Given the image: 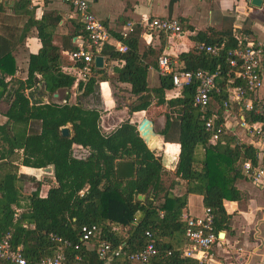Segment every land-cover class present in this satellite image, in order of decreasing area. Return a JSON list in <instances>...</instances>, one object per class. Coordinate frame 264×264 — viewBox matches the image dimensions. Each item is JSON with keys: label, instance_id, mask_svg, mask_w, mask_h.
<instances>
[{"label": "trees", "instance_id": "trees-1", "mask_svg": "<svg viewBox=\"0 0 264 264\" xmlns=\"http://www.w3.org/2000/svg\"><path fill=\"white\" fill-rule=\"evenodd\" d=\"M138 32L135 30L126 37L114 36L125 47L123 54L114 57L113 50L104 45L95 55H108L123 61V67L114 73L116 82L128 84L129 93L136 98L129 107V114L146 111L152 101L156 106L165 105L169 113L179 108L178 122L171 121L169 115L164 114V125L158 134L166 143L178 144L173 176L185 187V194L181 197L170 194L174 182L167 189L163 187L161 176L164 171L159 156L148 151L135 126L128 121L104 135L95 110L84 109L78 104H29L24 92L37 83L53 94L57 90L69 91L76 80L74 74L59 72L60 53L40 29L41 49L37 55L28 57L25 80L11 79L9 88L3 82V76H12L14 68L10 72L5 70L12 59L8 44H0V98L4 97L8 102L4 113L6 122L0 126V239L8 235L12 249L20 246L26 264H38L41 258L53 256L59 250L53 237L77 243L80 228L88 225H95L98 229V235L92 241L121 246L126 255L143 247L146 241L144 232L148 231L157 250L150 264H199L181 257V250L170 242V236L174 234L181 235L185 242V223L180 221L185 195L202 197V205L209 209L216 233L225 229L228 220L222 201L236 202L241 198L240 192L233 187L240 172L238 165L250 161L255 166V151L250 146L235 144L224 133L217 141L210 142L209 134L203 129L204 121L210 115L208 110L201 112L193 105L194 85L183 88L167 101L164 94L172 90L168 77L159 76L158 87L147 88V67L136 55L137 40L133 37ZM193 41L195 45H221L222 48L212 56L191 47L188 52L177 56L178 68L208 73L219 68L217 84L223 90L229 77L225 52L241 48L245 42L229 35L211 39L203 33L196 34ZM74 50L70 48L68 53ZM80 67L79 62L73 61V68ZM105 78L101 70H92L90 77L76 83L75 90L88 96L93 93L96 82L105 81ZM223 98L224 95H220L216 100L219 102ZM246 120L261 122V131L264 132V114H247ZM32 124L38 126L37 130H31ZM66 126L68 135L62 136L60 129ZM172 133L177 135L175 141ZM72 145L85 149L87 155L74 157ZM118 161L133 163L131 179L116 177L114 168ZM18 166L53 168L52 181L44 197L39 195L43 181L36 182L31 176L18 174ZM23 179L36 182V188L26 198L21 195ZM117 228L125 230L124 237ZM167 252L170 255L167 256ZM64 253L68 258L74 254L72 249ZM78 254L83 264H103L94 250L80 248ZM123 262L124 258L114 264Z\"/></svg>", "mask_w": 264, "mask_h": 264}, {"label": "crops", "instance_id": "crops-1", "mask_svg": "<svg viewBox=\"0 0 264 264\" xmlns=\"http://www.w3.org/2000/svg\"><path fill=\"white\" fill-rule=\"evenodd\" d=\"M86 1L89 4L90 12L110 36L108 44L104 47L113 50L114 57L125 52L117 50L122 45L114 36H121L127 25H136V23H141L143 19L152 18H170L180 24V37L170 38L160 33H145L142 29L135 28V30L139 31L133 35L137 40L136 55L140 63L147 67L145 81L149 90L158 87L157 59L161 55H168L178 67L177 56L188 52L191 47L195 46L193 38L198 33H203L211 39H217L221 35H229L238 41H244L245 39L264 43V0H260L259 7L251 6L250 0ZM38 29L41 30L42 34L49 37L50 43L60 53L58 57L59 72L68 75L74 74L76 75V80L69 91L57 90L53 94L48 92L46 95L39 94L33 98L34 101L44 97L45 101L43 104H58L52 102L51 99L61 98V93L64 97L61 98L63 104H69L67 101L71 97H76V99L78 97H90L95 94L96 89L97 96L99 95L100 98L99 105L96 107L87 106L84 109L95 110L98 114L101 111L110 110L113 112L118 110L117 112L121 113V108L129 110V103H132V101V104L135 103L136 98L129 93L130 86L118 83L115 80L116 74L114 72L123 67V61L108 55H96L102 58V68L95 69L92 63L91 72L86 76L90 77L92 70L94 72L101 70L106 76L105 81L98 80L93 93L88 96H82L75 90L76 83L85 80L86 77L80 78L78 69L73 68V61L69 58L68 52L70 48L75 49L79 43L84 42L85 34L78 17L61 0H0V44L2 42L8 44L9 57L12 59V62L8 63L5 70L10 72L14 68L12 76H3V82L7 84V88L12 86L10 83L11 79L25 80L28 57L37 55L41 49ZM261 70L262 87L256 93V99L261 100L264 105V62ZM36 78L38 79L39 76H36ZM102 85H105V89H102ZM35 87L40 90L44 89L41 83H37ZM27 91L24 92L25 97ZM69 92H72L71 96H68ZM175 95L176 93L173 90L165 92V101L176 97ZM221 95H224L225 98L224 93ZM216 97L219 96L213 97L208 108V114L215 113V124H221L223 133L229 135L235 144L250 146L256 154V166L264 170V132L261 135L247 133L238 126L237 111L235 109L229 112L224 111L221 109V102L224 98L218 102ZM126 98L129 99V103L124 105L127 103L125 101ZM7 107L8 102L5 101V98H0V126L6 122L4 113ZM152 107L153 110L158 107L160 109L157 110L163 112L156 118V121L148 119L152 124L153 132L157 135L158 142L164 143L165 154L175 158L176 164L179 151L178 144L163 142L162 137L158 133L164 125V114L167 113L171 121L178 122L179 108L174 113H169V109L165 105L156 106L155 102L152 101L147 110L142 112L151 111ZM132 114L127 112L126 116L128 117ZM125 121L129 122L127 118H124L116 126L107 125V127H102L100 126L102 119L99 116V128L101 133L105 135L112 132ZM246 121L248 122V120ZM172 134L174 135L173 141H175L174 138L177 135L175 133ZM74 147L80 148L72 145L71 149L73 150ZM154 153L159 156L160 160L161 153H164V150L162 149L160 153L154 151ZM174 168L175 166L170 169L165 167L163 171L170 170L172 172L171 183L174 182V185L170 187V194L173 197H181L185 194V187L183 182L178 181L173 176ZM238 168L240 171L239 176L234 181L233 187L240 192L241 198L236 202L222 201L223 211L228 217L227 225L222 232H217V236L220 239L209 249L207 259L202 264H264V244L262 243L264 238V176L257 183H254L243 176L241 166L238 165ZM25 169V167L18 166L17 173L25 175L27 174L24 171ZM46 191L40 197H44ZM203 209L201 196L186 194L180 221H184L187 217L201 216ZM117 230L124 237L122 230L119 228ZM176 235L170 236V242L182 251L186 243L181 235ZM93 246H96L95 241H92L83 249L90 251ZM0 264L11 263L4 261L0 262Z\"/></svg>", "mask_w": 264, "mask_h": 264}, {"label": "built area", "instance_id": "built-area-1", "mask_svg": "<svg viewBox=\"0 0 264 264\" xmlns=\"http://www.w3.org/2000/svg\"><path fill=\"white\" fill-rule=\"evenodd\" d=\"M61 2L70 7L78 17L85 34V40L79 43L75 50L69 54V58L74 62H79L81 67L78 69L80 78H85L91 72L93 59L102 46L108 44L110 36L102 27L100 22L89 10V4L86 0H61ZM140 28L145 33H162L170 37H180V24L170 18H152L143 19L141 23L127 25L121 37H126ZM241 48H235L225 52L224 61L228 69L227 82L225 89H221L217 80L220 77V70L217 68L214 72L197 70L194 72L180 70L174 60L168 55H161L157 59L158 75L168 77L172 90L178 93L186 87L194 85V94L192 103L201 112L208 110L214 96L225 94L221 102V109L229 112L235 109L238 113V126L247 133L261 135V122L246 121L247 114L261 116L264 114V105L261 100L256 99V93L262 87L261 67L264 62V43L259 41H247ZM196 49L204 53L216 56L222 46H208L196 44ZM119 52H124V46L117 48ZM215 113L211 114L203 124V129L209 134L210 142L217 141L220 134L223 133L221 124H215ZM241 173L252 182L257 183L263 176L264 170L258 166H253L250 161L241 164ZM159 213V217H161ZM212 216L208 208H204L199 217H187L184 219V239L185 248L181 251V257L195 260L202 264L207 259V252L216 242L219 241L217 233L212 228ZM98 235V229L95 225L82 226L79 231L77 243L71 244L67 240L53 237L52 240L58 245V251L51 257H44L38 261V264H83L81 256L78 254L80 248L86 247ZM146 239L143 247L132 254L123 253L121 246L112 247L107 241H100L93 246L97 258L103 264H114L124 258L123 263L117 264H150V261L157 255L151 234L144 232ZM264 244V238L262 239ZM72 249L74 254L68 258L64 251ZM166 255H170L167 252ZM11 264H26L21 253V247L11 248L8 235L0 239V262Z\"/></svg>", "mask_w": 264, "mask_h": 264}, {"label": "rangeland", "instance_id": "rangeland-1", "mask_svg": "<svg viewBox=\"0 0 264 264\" xmlns=\"http://www.w3.org/2000/svg\"><path fill=\"white\" fill-rule=\"evenodd\" d=\"M101 87H102V89H105V85H102ZM71 94H72V92H69L68 96H71ZM60 96H61V98H64L63 94H61V93H60ZM61 98L58 97L56 99H51V101L54 102V103L63 104V101H62ZM68 98H70V97H68ZM99 100H100L99 95L97 96L96 89H95V94L94 95H91L90 97H85V98H81V97L79 98L78 97L77 99H76V97H71L67 101V103H69V104H78L79 105V103H78V101H79L83 105L82 106L83 108H87V106L88 107H91V106L96 107V106H98L99 105V103H98ZM125 101H127V103L124 104V105H127L129 103V99L126 98ZM132 103H133V101H132ZM132 103H129L128 107H130L131 106L130 104H132ZM157 109H160V108L156 107V109L153 110V107H152V110L150 109L151 111L142 112V113H135V114L129 115L128 117L126 116V113L128 112V110H123L122 108L120 109L121 113H118L117 112L118 110L115 111V112H113L112 110H110V111H101L100 114H98L100 116V118L102 119V122L100 123V126H102V127H107V125L116 126L124 118H127L129 120V123L134 125V126H136L137 123L142 118H147V119L156 121V118L160 114L163 113L161 110H157ZM37 127H38L37 125L32 124L31 125V130L35 131V130H37ZM66 128L68 129V126H66ZM174 140H175V138H174ZM162 141L165 142L163 138H162ZM158 152L160 153V151H158ZM72 154L76 158H83V157H85L87 155V152L84 149L74 147L73 150H72ZM24 171L27 173L25 175L29 176V174H28L29 171L27 169H25ZM51 177H52V172L49 171V172L43 173V175L40 177L39 180L35 179L36 182L43 181V184H42L43 187L42 186L40 187L39 195H43L44 192L46 191V189H48V186H50L49 182L52 181ZM171 181H172V172L170 170L164 171V173L161 176V183H162L163 187L165 189H167L169 187ZM36 182H32V181H29V180H26V179L22 180V182H21V188H22L21 195L24 198H26L28 195H30V193L36 188ZM46 184H48V185H46ZM159 197H158V199H159ZM158 199L153 201V203L156 204ZM122 232L125 233V230H122Z\"/></svg>", "mask_w": 264, "mask_h": 264}, {"label": "water", "instance_id": "water-1", "mask_svg": "<svg viewBox=\"0 0 264 264\" xmlns=\"http://www.w3.org/2000/svg\"><path fill=\"white\" fill-rule=\"evenodd\" d=\"M260 0H250V5L254 7L260 6ZM93 65L95 69L102 68V58L99 56L94 57ZM46 95L47 91L45 89L40 90L38 87L32 88L26 92V98L29 101L30 105H42L45 101L44 97L40 99L33 100V98L37 95ZM136 132L138 137L141 139L143 144L146 146L149 152L161 151L163 149V145L161 142H158L157 135L153 132L151 122L142 118L136 126ZM60 133L62 136L68 135V130L66 127L60 129ZM160 165L165 168L168 167L173 168L175 166V158L166 155L165 153H161L160 156ZM29 171V176L33 177L36 180H39L40 177L45 172L51 171L53 173V168L51 166L41 169L34 168H26ZM115 175L118 179H131L134 175V166L131 161H118L115 163ZM39 172V173H38ZM140 199V197H138Z\"/></svg>", "mask_w": 264, "mask_h": 264}, {"label": "bare ground", "instance_id": "bare-ground-1", "mask_svg": "<svg viewBox=\"0 0 264 264\" xmlns=\"http://www.w3.org/2000/svg\"><path fill=\"white\" fill-rule=\"evenodd\" d=\"M162 145H164V143H163ZM163 150H164V153H165V146H163ZM38 173H39V172H38Z\"/></svg>", "mask_w": 264, "mask_h": 264}, {"label": "flooded vegetation", "instance_id": "flooded-vegetation-1", "mask_svg": "<svg viewBox=\"0 0 264 264\" xmlns=\"http://www.w3.org/2000/svg\"><path fill=\"white\" fill-rule=\"evenodd\" d=\"M79 105L81 104L79 101H78ZM82 105V104H81ZM83 106V105H82ZM82 149V148H81ZM72 150V149H71ZM85 150V149H84ZM87 152V151H86Z\"/></svg>", "mask_w": 264, "mask_h": 264}]
</instances>
